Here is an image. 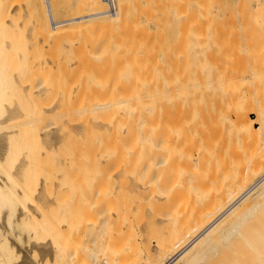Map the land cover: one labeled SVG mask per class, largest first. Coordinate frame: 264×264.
<instances>
[{"label":"rangeland","instance_id":"1","mask_svg":"<svg viewBox=\"0 0 264 264\" xmlns=\"http://www.w3.org/2000/svg\"><path fill=\"white\" fill-rule=\"evenodd\" d=\"M84 1L86 0H52L54 10L56 8V11H54L56 13V18L68 17L75 10L76 12L85 10L84 8L88 7V5L87 3H82ZM0 2H2L0 10L2 9L4 11V14L3 11L1 13L4 15L2 20L4 19L5 21V25L3 21L2 24H0V28H2V30L0 29V117H5L9 112L8 110H10L8 107L12 105L17 106L16 108H19V113L21 112L22 114H20L23 115V117L21 116L16 122L13 121L15 123L12 122V125L20 123V125L15 126L19 130L17 132L18 134H15L16 136L19 135L18 138L13 133L10 134V131H7L12 127L10 124H8L10 127L8 126L7 129L5 128L7 124H3L4 127L0 129V157L2 152L9 153L8 149L10 147L7 148V146L10 144L12 145L13 143L16 145L17 143L18 148L15 153H17L18 156L21 155L19 156L20 159H22V162L25 161L23 162V168L25 167V169L32 174H30L31 176L28 178H25L24 175L20 174L19 179L22 175L23 178H21V180L26 179V182L24 183L23 180L21 184H18H20L19 186L21 187L24 186L23 190L26 194L24 196H19L17 194L19 186L11 177L14 171V168L12 167L14 161L13 164L12 162L10 163V161H12L15 156L14 158H12V156V159L7 161L8 158L6 155L5 158L7 159L4 158L6 163L0 162V223L4 222L5 217H12L14 220L12 232L17 234L19 240L20 237L18 234L22 232H27L28 234L31 232L34 234L40 230L48 233H50L51 230L53 233L61 231L62 226H64L63 221H58L61 217H68V215L69 217H73V215L78 216L77 213L83 215L88 208L90 209V203L89 205L86 203V198L87 200L90 199V201L96 203L98 206L100 204L99 207L102 209L104 207L105 211L107 208V212H109V209L111 211V209L116 208V206V210H118V208H127V204L130 203V199H132L130 194H133L132 189V192H130L131 186H129L130 182L126 175L120 177L119 179L121 180L117 179L116 181L109 177L104 178L107 174L104 176L101 169H106V167L102 163L99 165L100 159H98L100 157L98 154L103 146L100 144L102 142L101 137L100 143L95 142L97 134L95 136V133H93V136L91 134L88 136L89 133L84 130H82L81 133L74 134V132L68 130L69 127H67V129L64 125V129L66 130L64 131V129L61 128L64 132L58 131L56 135V139L59 142L57 145L58 148L56 143H54L52 144V150L51 148L48 150V142L46 141V138L43 137V135L38 134L35 130V113L37 111L36 109L40 106H48V104L52 105L53 103L58 105V107L60 106L59 109L63 107L60 111H52L50 114L45 115L44 118L49 117V119L47 118L43 120L44 122H52V120L54 121L61 117L63 123L65 116L63 115L64 117H59L58 114L62 112L64 107L69 108V106H77V104H87L89 101H91L89 103H93V101L114 100V98L115 100H118V98L121 99L120 96H124L122 98L124 99L125 95H129L130 93L132 94L129 95L130 97L133 95L135 97H132L133 101H136L137 99L139 100L137 97L138 94L140 97L139 101H141L145 99L141 98L144 97V93L145 95L147 92L149 93L147 88L150 89V87H152L151 89L155 90L154 86L156 85H153L155 82L161 89V82L164 81L165 84L169 82L166 84L167 86L164 85L163 82V88L166 90L168 87L167 91L169 92H166L167 95L174 92L173 95L171 94L174 98L172 97V99H170L172 100L170 103L168 100V105L165 107L166 112L162 111L160 100L154 101L155 105L153 107H155V110L153 113L151 112L153 116L150 117L151 124H153V121H156V118L157 121L158 119L161 120V118L168 119L166 130L158 129L159 131L154 134L152 141L158 143L165 133L166 135H171L176 129L175 122L179 117L182 120L183 118L185 120L190 118L188 116H191L192 114H190V111H193L191 109L194 108L192 107L194 103H210V105H212V107L210 106L211 108H216L211 109L208 107L211 111L215 112H212L213 115L216 116L217 113L218 116H220L218 118L217 116L214 117L217 122L216 124L214 122L213 127H216L217 129H213L211 137L209 136V138L205 139L207 145H212L214 152L213 155H215L211 167H217V170H220L221 164H227L229 162L227 160H233V158L238 159V157L242 165H247L250 163L252 156L260 158L261 165H264V0H119V5L116 1L115 4L118 9L121 7V14L123 13V20L120 22L121 27L118 25V28H104L105 30L102 28L100 30L103 32H100L99 29H97L98 31L96 29L91 30L90 28V30H88V28L82 24L76 26L75 29H77V31L74 29L75 31H66V33H62V35L61 33L60 35L55 34L56 37L52 34L49 35L48 32L45 31L47 26L39 28L41 25H38V23L36 24V22H40L42 17L46 14L45 11L47 8L45 9V1L41 2L40 5L38 4L40 7L38 5L37 7L34 6L31 3V0H2ZM105 5L107 7V4ZM32 9L36 11L38 15H34L36 13H32L34 12ZM1 14L0 18L2 16ZM123 17H125V19ZM37 18L41 20H37ZM130 23L139 24L141 25V28L144 26L145 28L141 29V31L139 27H136L139 31H134V34H132L133 30H136V28L133 26V28L130 29ZM125 24H129L127 26L129 29ZM123 25L128 29L127 31H125L126 29H124L125 27ZM80 26L82 28L79 29ZM8 29L9 31H7ZM144 29L147 36H143V39H146L147 37L149 38L152 35L150 37L151 39L149 38L150 40L148 38L146 39V42L148 41L146 45L144 44L145 41L142 38L138 39L137 36L140 31L144 33ZM156 29H158L159 32ZM129 33L131 34L129 35ZM140 33L139 37H142L140 35L143 33ZM91 34H95V36ZM132 37L135 40H133ZM138 40V44H141V47L139 46L140 49L144 44L141 52L139 48H136L138 47L136 43ZM121 44H123V46ZM123 50L124 53L122 52ZM144 50L147 51V55L143 54L145 52ZM116 52L118 54H116ZM141 53L143 54L142 57L145 55L144 58L146 59H144V61H141ZM129 54H131V56ZM107 55L109 56L108 58L106 57ZM92 60H95V62ZM97 62H100V66ZM142 62L144 65H142ZM144 66L146 70L144 69ZM146 66L148 68H146ZM29 72H32L30 73L31 75ZM179 74L180 77H183L184 79H181L183 83L179 86L181 96L177 105L175 91L173 90L176 88L175 86L177 85L178 80L177 76H179ZM139 75L141 77H139ZM186 75L190 77L187 78ZM202 75L211 81L210 84L203 87V91L209 92V94L206 92V94L204 93L205 95H202L204 99L203 101L197 97L199 89L195 84L196 80H194L195 77L199 78ZM144 76L147 77V82L152 84V86H149V84L145 82V78L143 83L144 85H147L143 87L145 88L146 86H149L145 88L146 90H144L143 87H140V78H144ZM174 79L176 82H174ZM134 80H136L135 82L138 83V86L140 85V88H138V91L141 89L139 93L137 92L138 86L135 84ZM26 81L27 83L29 82V84H45L46 88H43V92L45 93L42 92L41 96L38 93L31 94L27 88L19 84H23L24 82L26 85ZM131 81L134 82L135 85ZM122 82L125 85H122ZM173 83L176 85L174 86ZM120 85L122 86L120 87ZM171 86L173 90L171 89ZM142 89L145 91L144 93ZM133 91L135 92L133 93ZM156 91L157 92L153 91V94L157 95L156 97H161L160 93L162 92L159 91V93L157 87ZM140 93L142 94L141 96ZM150 93L149 95L153 96L152 92ZM147 97L148 94L146 98ZM156 97L155 100H157ZM128 99L130 100L129 97ZM180 104L184 107L182 108V105L180 106ZM208 105L209 104L205 105L206 111L208 109L206 106ZM173 106H175V109ZM185 106L189 108V112L187 111L188 108H185ZM196 106H198V104ZM235 106L244 107L245 114H248L252 119L257 118L254 108L259 109L260 112L258 121L254 123L258 128L257 135H254L253 137L244 136L240 141L241 146H239L240 149L238 150H232V143L229 141L230 138L227 137L229 133L226 134L220 131L219 134L218 132V128H220V130L224 129V123H221L224 119H226L225 124L228 123V118H225L226 115L230 117L229 120H234ZM4 107L6 109H4ZM231 107L233 108L231 109ZM12 108L14 109L15 107ZM170 109L175 113H170L168 111ZM180 109H185V111L181 110V114H179ZM205 109L203 106L202 108L200 107L202 113L205 112ZM5 112H7L6 115H4ZM207 113L208 111L204 114L206 115ZM73 116L76 117L77 115L73 114ZM172 118L174 120H172ZM126 121L128 122L127 119H125V122ZM220 125H222V127ZM174 127L175 129H172ZM13 128L14 127H12V129ZM16 128L14 129L17 130ZM170 128L171 131H169ZM188 129L191 130L190 127L186 128V133L190 132ZM7 134L8 136H5ZM187 135L188 137H191V134L188 133ZM8 137L11 140L13 138V142L8 139ZM170 137L171 136L167 135V138ZM16 138L17 141L14 142ZM191 143L189 144L190 149L188 145V149L186 150H189L188 152H192L193 154L198 150H201L198 146H201L202 148H206L207 146L204 143L203 146L198 145L196 147ZM171 152L173 153L172 149L166 151V153ZM158 154L159 152L156 154L154 153V156L158 158ZM60 160L63 161V164H61L62 161ZM112 163H110L111 166L110 164L108 165L110 166L108 169L111 167L113 168L114 165L116 166V163L118 164V162ZM56 165L59 166L57 167ZM102 166L104 167L102 168ZM56 169L59 173L58 171L55 172ZM165 169L169 170V173L163 176L164 181L162 182L159 178H162L161 175ZM155 174H157L158 179H156L153 184L155 185V182L159 180L156 183V187L161 182L164 186L170 187L172 185V178L176 177V172L173 170L172 166L169 165L157 168ZM216 174L220 175V172H217ZM126 177L127 179H125ZM9 181L12 182L9 184L10 186L7 184ZM117 182L119 187L117 186ZM217 182L214 184L209 182V184H207L209 187L205 188L204 191H208L216 186L218 184ZM188 183H190V181ZM73 186H75V188H73ZM75 192L78 195L80 194V197L77 195L76 198ZM40 193L41 195H39ZM72 198L77 201L72 200ZM70 199L73 203L70 202ZM82 199H84L83 201L85 204L82 202V207H77V205L81 204ZM37 202L40 204L42 203L41 205H45L46 208H42ZM70 203L74 206L72 207ZM27 204H37V209L41 208L42 210L40 211L38 209V212L41 214L37 213L38 215L36 214L34 216L27 215L28 217L26 216L27 220H25V223H19L17 222V218L20 215L19 210L23 208L24 205L27 206ZM78 208H84L85 211L83 209V212ZM80 210L83 214L79 213ZM38 216H41V218H38ZM82 224L83 223H81V225ZM85 225H83L84 229L86 228ZM58 226H60V228H57ZM81 227L82 226L79 228L78 226L79 233L80 230L83 229ZM86 229L90 230L91 228L87 227ZM88 230H84L86 233L83 232L84 236L83 239H81L82 242L84 238V241H87L86 239L89 238L90 235L93 236L92 233H94V230L91 229L93 230L92 232L90 231L91 234L88 235L87 238L85 237ZM7 232L8 231H6L5 227H2L0 224V238L2 237L3 239V237L7 236V234H9ZM105 232H107V230ZM104 234L106 235L105 237L108 238L109 234ZM84 245L85 244L83 243V246ZM16 252V250H13L12 252V249H10L9 251L7 250V254L5 250V256L8 259V256L11 255V259H9L12 260V262L16 261L15 263H19L21 260V256L19 257V255L21 253L18 252V255ZM31 253L28 260L23 264H44L40 261L38 262L39 254L37 252L34 253L33 251ZM18 257L19 260L17 259ZM8 264L12 263L8 262ZM96 264H112V261H102Z\"/></svg>","mask_w":264,"mask_h":264},{"label":"bare ground","instance_id":"2","mask_svg":"<svg viewBox=\"0 0 264 264\" xmlns=\"http://www.w3.org/2000/svg\"><path fill=\"white\" fill-rule=\"evenodd\" d=\"M44 1L46 4L45 9L47 8L45 11L46 14L44 13L45 15L43 17L41 16L42 20L37 18V20H41L40 22H36V20L35 22L36 24L38 23V25H41L40 27L38 26L39 28H41L42 26L43 28L47 26V29L45 31L48 32L49 35L50 34L60 35V33L62 35V33L65 34L66 31L67 32H69L70 30L72 31L76 28V26H79L82 24H84L85 27L88 28V30L99 29L100 32H103L100 30L102 28L103 29L112 28V27L118 28L117 27L118 25L121 27L120 22L121 20H123L122 19L123 13L121 14V7H119L118 9L115 4V1H116L119 5V0H113L114 6H115L114 11L108 10V7H106L105 5L107 3L104 0H86L82 2V3H87L88 5V7L84 8L85 10L80 11V12L78 11L76 12L75 10L73 13H71L70 16L65 17V18L64 17L56 18L55 16L56 13L54 12L56 11V8L54 10V6H53L54 4L52 3V0H31V3L37 7L38 4L40 5V3ZM1 3L2 2H0V4ZM0 6H2V4ZM2 11L3 10L1 9L0 14L2 13ZM32 13H36V11ZM3 14H4V11H3ZM34 15H38V13ZM2 17H4V15H2L0 18V24H2V21H3L5 25V21L4 19L2 20ZM123 18L125 19V17ZM128 25L129 24H125L126 27ZM129 26H131L130 29H132L133 26H135V28L139 27L140 30L145 28V26L141 28V25L139 24L130 23ZM126 27L124 29H126ZM80 28L82 27L80 26L79 29ZM127 28L129 29V27ZM137 28L136 30L135 29L133 30V33L131 31V33L134 34V31L138 32L139 30H137ZM0 29L2 30V28ZM128 29H126L125 31H127ZM75 30L77 31V29ZM156 30L159 32L158 29ZM7 31H9V29ZM131 33H129V35ZM139 33L137 34L138 39H141V38L143 39L144 37L147 36L145 29H144L145 34L141 32L143 33L142 35H140L142 37H139ZM158 34H161V33H158ZM56 35L54 37H56ZM91 35L95 36V34H91ZM146 39H143L145 41V43L143 41L145 45L148 42V41L146 42ZM133 40L135 39L133 38ZM138 42L139 40L136 42L138 46L136 48H139V46L141 45V44L139 45ZM121 45L123 46V44ZM143 45L141 49L139 48L140 52L144 47ZM122 52L124 53V50ZM146 52L147 51H145L143 54H146ZM116 54L118 53L116 52ZM143 54L141 53L140 57H142ZM129 55L131 56V54ZM106 57L108 58L109 56L107 55ZM144 57L141 58V61L142 60L144 61V59H146ZM92 61L95 62V60H92ZM97 63L100 66V62H97ZM142 65H144L143 62H142ZM146 68L148 67L146 66ZM144 69H145V66H144ZM30 73L32 72H29V74ZM188 75H186L187 78L190 77ZM139 77L141 76L139 75ZM177 77H178L177 85L173 83L174 86L176 85L175 86L176 88H174L173 90L171 86V89L175 91V99L177 101V103L176 102L175 103L178 105L179 98L181 96V90L179 89V86H181L183 83L181 81L183 77L181 78L180 74ZM145 78H146V81H145ZM27 80H28V77H27ZM29 80H30V77H29ZM136 80H134V82ZM140 80H141L140 81L141 86L139 85L140 87H143L149 84L147 82V77L145 76L144 78L143 77L140 78ZM194 80H196L195 84L196 86H198V89H199V92L196 91L197 97H199L200 100L202 99L203 101L204 99L202 95H205L206 92H208V91H203V87L210 84L211 81L206 79V77H204L203 75L200 76L199 78L195 77ZM144 81L147 82V84L144 85L143 83ZM150 81L153 82L152 80ZM134 82L132 83L134 84ZM163 82H161L162 86L160 85L162 89L157 85L156 82H155L156 84L155 83L153 84V85H156L154 86L155 90H152L151 89L152 87H150V89L147 88L148 89L147 91H149V93L152 92V94L154 92H157L156 87L158 89V92L161 89L160 92L162 93L159 92L161 94V97H156L157 95L153 94V96L155 95L157 100H155V97L153 98L152 95H149L148 92L145 95L144 93L145 91H143V89L146 90L145 89L146 87H149L150 85L152 86V84H149V86H146L145 88L143 87L142 89L144 93L143 95L144 97H141V98H145V99L141 101H139L140 100L139 94L138 96L136 95L139 98V100L137 99L136 101H133L132 97H134V95L131 97L129 96V95H132L131 93L129 95L128 94L125 95V98L127 99L125 98L122 99L124 96L121 97L120 96L122 94L121 93L119 95L121 99L117 97L118 100L117 99L115 100L114 98V100H105V101H96V102L93 101V103H89L91 102L89 101L87 104H82V105L77 104V106H71V107L69 106V108L64 107L62 112L58 114L59 117L65 116L63 123H62L61 117L60 119L57 118V120H54V121L52 120V122L43 121L47 118L49 119V117L44 118L45 115L50 114V112L52 111H60L63 107L59 109L60 106L58 107V105L53 104V103L52 105L48 104V106L47 105L46 106L39 105L40 107L38 106L39 108L36 109L37 111L35 113V123H36L35 130L38 132V134H41L43 135V137L46 138V141L48 142L47 144L48 150L50 148L52 150L53 148L52 144L56 143V146L58 145L59 142L56 139L57 138L56 135L58 131L59 132L62 131L61 128L63 129L65 128L64 125L66 126V128L69 127V129L68 128L67 129L70 130L71 132H74V134L81 133L82 130L88 132L89 133L88 136L90 134L93 136V133H95V136L97 134V137L94 136L96 138L95 142L100 143V137H101L102 142L100 144L103 146L102 149H100L101 151L102 150L103 151L102 152L100 151V153L98 154L100 155L98 159H100L99 165L102 163L106 167V169H104L103 168L104 166H102L103 170L101 169V172L104 173V176L105 174H107L104 178L109 177L110 179L116 181L123 175L124 176L126 175L130 182L129 186H131L130 192H132L131 189L133 190V194H130L128 192L132 199H130L131 201L130 203H128L129 205L127 204L128 206L127 208L125 209L118 208V210H116L117 208L116 206V208L111 209V211L109 209V212H107V208L105 211L104 207L103 209L99 207L100 204L98 206L96 203L90 201V199H88L89 200L88 201L86 198V203L88 205L90 203V209L88 208V210L84 212L85 211L84 208L82 209L78 208V209H81L82 211L84 209L83 211L84 214L81 210L79 212L83 215H79L77 213L78 216L73 215V217L71 216L69 217L68 215V217L67 216L61 217L58 220L59 222L61 221L64 222V226H62V224L60 223L62 226L61 231L57 233H53L51 232L52 231L51 230L50 233H48V232H42L43 230L42 231L40 230L39 232L34 233V234L31 232L29 234L27 232H22L18 234V236L20 237V240L18 239L17 234H14L12 232V226L14 222L13 218L5 217L4 222L0 224L2 225V227H5L6 231H8L7 233L9 234L6 233L7 236L3 237V239L2 237L0 238L2 239L0 240L1 241L0 243L1 245L0 246L1 248L0 249V264H8V262L12 264H23L26 260H28L30 253L33 251L34 253L37 252L39 254L38 262L40 261L41 263H44V264L45 263L47 264H52V263L54 264H96L102 261H108V262L112 261V264H264V206H263L264 165L263 166L261 165L260 158L256 156L255 157L252 156V159H250V163H248L247 165H242L238 157V159L233 158V160L231 159L227 160L229 161L227 164H224V163L221 164L220 170H217V167L216 168L211 167L213 163V159L215 158V155H213L214 152L212 149V145L208 144L209 145L208 146L205 142V139L209 138V136L211 137V134H213V129H217L216 127H213L214 122L215 124L217 122L214 119V117L217 116L218 118L220 116H218L217 113H216V116L213 115V113L215 112L211 111L208 108L210 106L212 107L210 103H202V102L197 103L196 102L198 106H196L197 104L194 103L192 107H194L195 109L194 108L191 109L193 111L192 112L190 111V114L192 113L191 116H188L190 118L186 120L183 118L182 120L179 117L177 121L175 122L176 129L175 127L172 128V129H175L174 132H172L171 135L167 134L168 136H171L170 138H167V135L165 133L162 139H160L158 143H155L154 141H152L153 136L154 134H156V132H158L160 129L166 130V126L168 122V119L161 118V120L158 119L157 121V118H156L155 119L156 121L155 122L153 121V124H151L150 117L153 116L152 113L155 110V107H153L155 105L154 101L160 100L161 109L162 111L166 112L165 107L168 105L167 103L168 100L170 103L172 101L170 99H172V97L174 98V96H172L174 92L171 93L172 95L171 94L167 95L166 92L167 93L169 92L167 91L168 87L167 88L165 87L166 90L163 88L164 85L168 84L169 82L166 84L164 82V85L162 84ZM174 82H176L175 79H174ZM25 83H27V81ZM19 84L27 88L31 92V94L38 93L40 94V96L43 92V88L44 87L46 88L45 84H40V83L29 84L28 82L25 85L23 82V84L22 83H19ZM135 84L137 85L138 83L135 82ZM122 85H125V84H123L122 82ZM122 85H120V87ZM139 86L137 87L138 93L141 90L139 89L138 91V88H140ZM134 92L135 91H133V93ZM147 94H148V97L146 98ZM141 95L142 94L140 93V96ZM127 96L130 98V100L128 99ZM125 101H128V102H125ZM207 104H209L208 106H206L208 108L207 109L208 113L205 115L204 113L207 112L205 109V105ZM181 105L182 104H180V106ZM186 106L185 108L189 107V106L188 107ZM202 106L205 109L204 113H202V111L200 110V107L202 108ZM12 107H15V108L13 109ZM16 107L17 106H14V105L8 107L10 108V110L7 109L9 112L8 111H7L8 113L5 112L4 115H6V113L7 115L3 117L4 119L0 117L1 118L0 119V129L4 127L3 124H7V126L5 125L6 129L8 126L10 127V125L14 128H16L15 127L16 125L17 126L20 125V123L19 124L16 123L12 125L13 121L16 122L17 119L21 118V116L23 117V115H21L22 113L20 112L21 113L20 114L18 111L19 108H16ZM174 107L175 106H173V108ZM183 107L184 106L182 105V108ZM232 108L233 107H231V109ZM4 109L6 108L4 107ZM172 109L168 111L170 113L174 112L175 108L173 109L174 111H171ZM181 110L182 109L179 110L180 111L179 114H181ZM234 110H235L234 120H229L230 117L226 115L225 118H228V121H227L228 123L225 124L226 119H224V121H222L221 123H224L225 127L223 125V128H224L223 130L222 129L220 130V128H218L219 129L218 132L219 134H220V131L226 134L229 133L227 137L230 138L229 141L230 143H232V150H238L240 149L239 146H241L240 141L244 136L253 137L254 135H257L258 128L254 125V123L258 121L260 117V112H259V109L254 108V111L257 114V118L252 119L251 117L248 116V114H245L244 107L235 106ZM182 111H185V109ZM187 111L189 112V108L187 109ZM73 114L77 116L75 117L73 116ZM125 119L128 120V122L126 121L128 124L125 122ZM172 120L174 119L172 118ZM125 123H126V126H125ZM220 126L222 127V125ZM12 127L9 128L7 131H10L9 132L10 134L11 133H13L14 135L18 134L17 133L19 131L18 128H16L17 130L13 128L14 129L13 130ZM188 127L191 128V130L188 129L190 130V132L188 133L191 134V137L190 136L188 137L187 135L188 133H186V128ZM65 130L66 129H64V131ZM169 131H171V128ZM5 136H8V134ZM18 136L16 137L18 138ZM17 138L15 139L14 142L17 141ZM8 139L10 138L8 137ZM191 142L196 147L198 145L203 146L205 143V145H207L208 148L207 146L206 148L204 147L202 148L201 146H198L200 147L199 149L201 150H198L194 154L192 152L190 153L188 152L189 150L187 151L186 149H188V145ZM10 145L7 146V148L10 147L8 149L9 153L8 152L1 153L0 162L6 163L5 159L8 158L7 161H10V159L14 158L15 156V158L12 161H10V163L12 162V164L14 161V165L12 166L14 168V171L11 177L12 179H14V181L17 182V185L19 186L21 182L24 180V179L21 180V178H23L22 175H24L25 178H28L32 174L28 170H26L25 167L23 168L24 166L23 162L25 161L22 162V159H20L19 157L21 155L18 156L17 153H15L18 148L17 143L16 145L14 143L11 146ZM171 149L173 150L174 154L172 152L166 153L167 150H171ZM189 149H190V145H189ZM157 152H159L158 158L154 156V153L156 154ZM6 155H7V158H5ZM112 162H115V163L118 162V164L116 163V166L114 165L115 167L113 166V168L111 167L110 169H108V167L111 166L110 163ZM61 164H63V161ZM109 164L110 166H108ZM8 165H9V162H8ZM168 165L172 166L173 170L176 172V177L172 178V182H171L172 185L168 187V186H164L162 183L164 181L163 176L169 173V170L165 169L164 172L162 171L163 172L161 175L162 178L161 177L159 178L161 179L162 182L156 187V183L159 180L155 182V185L153 184V182L156 179H158L157 174H155V170L159 167H164ZM57 171L58 170L56 169L55 172ZM217 172H220V175L216 174ZM20 174L22 175H21V178L19 179ZM127 177L125 179H127ZM25 180L23 181L24 183L26 182ZM11 181L7 182V184L8 185L11 184L13 182ZM189 181L190 183H188ZM209 182H211L212 184L217 182L218 184L212 187L210 190L204 191L205 188L209 187V185H207L209 184ZM117 186H118V182H117ZM23 188L24 186L23 187L19 186L18 188L19 190H17V194L19 196H24L26 194ZM73 188H75V186H73ZM41 193H42V190H41ZM41 193L39 195H41ZM77 195L78 194L76 193L75 195L76 198H77ZM132 196H135V197H132ZM74 199L72 198V200ZM83 200L84 199H82L81 204L77 205V207L78 206L82 207V202L84 203ZM74 201H77V200H74ZM70 202H71V199H70ZM41 204L40 206H42ZM25 206L26 205H24V207L19 210L20 215L17 218V222L23 223V224L25 223V220H27L26 219L27 215L34 216L37 213H40L38 212L39 210L42 211L41 208H38L39 210L37 209L36 207L38 206L37 204L35 205L27 204V206L26 207ZM43 207L46 208L45 205L42 206V208ZM22 216H25V217H22ZM38 218H41V216H38ZM21 220H23L24 222ZM81 223L83 224L81 225ZM83 225H85L86 228L90 227L94 231L91 229L88 230L89 228L84 229ZM78 226L79 228L80 226H82L81 228H83L80 230V233L78 231ZM57 228H60V226H58ZM84 230L85 231L88 230L89 232V234L87 232V235L85 236L86 238L88 237V235L91 234L92 231L94 233H92L93 236L90 235L89 238L86 239L87 241H84L85 240L84 238L82 242L81 239H83ZM106 230L107 232H105ZM104 233L109 234L108 238L105 237L106 235ZM83 243L85 244L84 246H83ZM10 249H12V252L13 250H16L17 251L16 253L18 252L21 253L20 255L18 253L19 257L21 256L20 257L21 260L19 263L18 262L15 263L16 261L12 262V260H10L11 255L8 256L10 259L9 258L7 259V257L5 256L7 253V250L9 251ZM5 250H6V253H5ZM19 257L17 258L18 260H19Z\"/></svg>","mask_w":264,"mask_h":264},{"label":"built area","instance_id":"3","mask_svg":"<svg viewBox=\"0 0 264 264\" xmlns=\"http://www.w3.org/2000/svg\"><path fill=\"white\" fill-rule=\"evenodd\" d=\"M107 3V7L109 11H114L115 6L113 0H104Z\"/></svg>","mask_w":264,"mask_h":264}]
</instances>
